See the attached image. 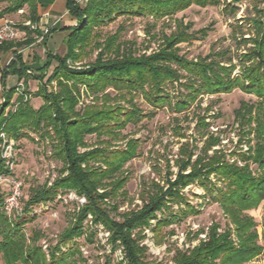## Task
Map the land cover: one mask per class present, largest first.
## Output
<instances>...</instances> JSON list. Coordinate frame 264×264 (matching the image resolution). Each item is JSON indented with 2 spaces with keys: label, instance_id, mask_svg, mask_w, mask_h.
<instances>
[{
  "label": "trees",
  "instance_id": "16d2710c",
  "mask_svg": "<svg viewBox=\"0 0 264 264\" xmlns=\"http://www.w3.org/2000/svg\"><path fill=\"white\" fill-rule=\"evenodd\" d=\"M6 1L10 4L0 11V17L18 11L31 0ZM241 1L88 0L81 5L77 0H67L69 12L77 23L70 27L71 32L65 39L67 52L64 55L48 53L46 63L29 72L22 55L15 51L16 55L1 80L6 86V77L16 74L25 87L23 93H18L17 85L4 89V101L0 104V143L3 142L2 133L8 140L6 145L11 139H33L31 133L44 140L50 138L54 157L62 160L63 166L52 185L45 184L31 190L20 215L7 213L6 196L0 187V254L5 264H89L82 255L80 244L74 242L86 232L83 221L88 214L92 215L95 224H103L111 233L110 241L114 245L119 241L128 264H158L145 258L146 246L139 243L144 237L143 228L156 218L157 211L169 209L170 203L188 204L182 190L195 183L205 189L211 202L221 205L234 224L235 232L231 228L219 232V224L214 223L207 240L189 252L176 253V264H261L254 260L264 256V245L258 242L255 217L248 211L258 208L264 201V0H256L263 5L256 4L253 16L248 18L251 28L237 31L240 33L239 45L245 47L237 55V62L228 50L210 52L197 59L182 54L180 43L198 38V32L206 33L205 29L192 31L193 23H185L183 19L174 18L175 29L162 33L157 49L150 53H137L133 42L121 41L119 31L108 35L101 43V33L97 31L121 15L151 16L159 21L171 19L193 4L201 7L222 5L224 13L235 16L238 7L233 2ZM22 28L30 34L27 26ZM32 41L33 38L28 37L26 43ZM12 46L9 40L3 41L0 51ZM94 46L100 50L93 62L80 67L68 63L69 60L82 61ZM237 68L239 71L235 73ZM31 78L39 81L34 93L43 99L39 108L32 105L29 97L28 81ZM53 81L57 90L51 87ZM175 82L187 92L172 93L170 87ZM80 85H86L95 94L94 103L86 105L83 110L77 109ZM109 88L115 94L107 91ZM235 88L256 96L255 101L242 100L240 107L235 109V122L240 127L239 142L241 144L245 139L248 149L244 151L240 147L231 151L236 157L228 159L223 148H214L220 145V137L209 133L206 136L204 132L201 136L206 138L201 147L183 142L175 160L178 167L176 178L172 179V173L168 171L167 188L153 183L144 206L124 213L123 221L116 220L111 213H116L119 205H109L106 199L119 194L127 196L125 184L129 177L123 175L122 170L135 156L138 142L129 140L126 149L113 147L114 142L121 140V129L129 123L136 124L152 116L135 103V95H142L153 108L169 107L181 112L197 100L200 104L201 95L229 93ZM12 105H16L15 109L7 110ZM205 110L209 112V108ZM207 117V114L196 115L197 128H208ZM176 132L181 138L187 137L180 127H176ZM90 134L97 136L94 147L80 151L79 147H89L86 136ZM6 162L0 149V173L11 174ZM253 165L257 166L255 170ZM65 189H74L85 195L87 203L75 221L60 234L59 242L52 247L47 258L38 243L42 233L34 231L29 243L24 228L35 218L31 214L35 205L53 200L60 190ZM188 207L190 212L196 211L193 206ZM170 222L168 219L159 220L156 230ZM233 233L238 242H235ZM87 236L89 241L93 240L92 233ZM69 243L71 246L64 250L62 247Z\"/></svg>",
  "mask_w": 264,
  "mask_h": 264
},
{
  "label": "rangeland",
  "instance_id": "374dc122",
  "mask_svg": "<svg viewBox=\"0 0 264 264\" xmlns=\"http://www.w3.org/2000/svg\"><path fill=\"white\" fill-rule=\"evenodd\" d=\"M233 3L238 7L235 16L224 13L222 5L201 7L196 4L176 13L171 19L165 18L159 21H155L151 16L127 17L121 15L98 28L97 31L101 33L99 41L102 43L108 35L119 31L121 41L133 42L132 46L137 50V53H150L157 49L162 33H170L175 29L174 18H178L183 19L185 23H193L192 31L206 30L205 34L198 32V38L180 43L182 54H185L189 59H197L199 56H205L210 52L228 50L229 55L234 56V62H237V55L245 49L244 45H239L237 38L240 33L238 34L237 31H245L251 28L248 18L253 16L256 4L260 6L263 4L256 2V0H243ZM25 25L31 27L28 24ZM20 44H24V42H20ZM34 48L36 54L42 55L44 53L43 43H38ZM99 50L98 47L94 46L82 61L73 62L69 60L68 63L80 67L83 64L93 62ZM238 71L237 68L235 73ZM181 73L186 74L184 71ZM30 81L28 86L31 95L29 97L32 101L35 98L34 93L38 90L39 82L35 79ZM182 81L184 80L182 79ZM20 83H23L25 87L24 82L21 81ZM51 87L53 90H57L58 86L55 81ZM170 89L175 95L178 94V91L187 92L176 82ZM107 91L115 94L111 88ZM16 96H14L13 101ZM77 96L79 98L78 110H83L86 105L94 103L95 94L86 85L79 86ZM242 100L255 101L256 96L246 94L241 89L235 88L229 93L201 95L200 104L197 100L188 109L175 112L169 107L153 108L142 95H135V103L144 110V113L151 112L152 116H148L136 124L129 123L121 129V140L114 142L113 147L120 149H126L128 141L131 139L137 140L138 145L135 156L127 161L122 170V174L129 177L125 184L127 196L119 194L113 199H106L109 205L113 203L119 205L118 211L112 212L111 215L116 220L123 221L124 213L144 206L153 183H159L167 188V173L168 171L171 172L170 177L176 178L178 167L175 160L178 157L180 145L185 141L201 147L208 133L219 136L221 143L214 148H223L228 159L236 157V155L231 154V151H236L240 147H243L244 151L247 150L248 146L245 139H243V143L240 144L239 142L240 127L235 122V109L240 107ZM34 104H37V100H34ZM15 107L16 105H12L7 110H14ZM206 108H209V112L205 110ZM199 113L201 115L207 114L206 121L210 123L208 128H197L196 115ZM176 127H180L187 137L177 136ZM203 132L206 134L204 137L201 136ZM31 136L33 139H11L6 145L5 142L8 140L5 134H1L3 142L0 143V149L7 159L6 163L12 173H0V187L7 200L12 193L13 185L16 182L21 183L19 207L22 210L24 200L28 199L31 190L45 184L52 185L63 166L62 160L54 157L50 138L44 140L35 133H31ZM96 140L95 134L86 136L89 147H79V150L85 151L92 146L94 147ZM256 167L253 165L254 170ZM214 177L212 174L211 178L214 179ZM182 193L188 204L170 203L169 209L163 208V210L157 211L156 218L151 219V224L143 228L144 237L139 240V243L146 246L145 258L148 261L158 264H176L174 260L176 253L178 251L189 252L201 241L207 240L210 227L214 223L219 224V232H223L227 228H231L235 232L234 224L229 215L220 204L209 200L210 195L199 184L188 185L182 190ZM86 203L85 195L79 194L74 189H65L60 190L53 200L43 201L35 205L31 213L35 218L24 228L27 242H31L34 231H40L42 237L38 243L42 245L47 258H49V252L59 242L60 234L71 225L72 221H75L78 212ZM188 205L193 206L197 212H190ZM21 209H18L19 212L7 213L15 216L20 215L22 214ZM248 213L255 217L258 242L264 245V201L258 208L249 210ZM161 219H168L171 222L156 230L157 223ZM83 225L86 232L75 238L74 242L80 244L82 255L89 264H107L108 259H110L109 264H128L123 247L119 245V241L115 245L110 241L111 233L103 224H95L92 215L88 214ZM89 233L93 234L92 241L88 240L87 235ZM233 238L235 242H238L235 233H233ZM69 246H71L70 243L62 248L66 250ZM257 261L264 264V256L260 255L255 258L254 262ZM0 264H5L1 254Z\"/></svg>",
  "mask_w": 264,
  "mask_h": 264
},
{
  "label": "crops",
  "instance_id": "0c3cea01",
  "mask_svg": "<svg viewBox=\"0 0 264 264\" xmlns=\"http://www.w3.org/2000/svg\"><path fill=\"white\" fill-rule=\"evenodd\" d=\"M77 1L79 4L85 5L88 0ZM9 4L6 0H0V11ZM27 21L34 24V27H28L30 34L22 28L23 23L25 25ZM6 22L15 23L23 30L24 34L18 39L9 40L14 46L0 51V104L4 101V89L15 86L20 81L23 82L16 74H9L6 77V86L1 80L10 60L16 55L15 51L22 55V61L28 67V71H34L46 63L48 53L64 55L67 52L65 39L71 32L70 27L74 26L77 20L70 14L67 0H31L18 11L6 13L0 17V25ZM28 37L33 38L31 43H26ZM20 42H25V44L21 45ZM38 43H43L44 53L42 55L34 52V46ZM31 79H29L28 85ZM34 97L31 103L35 108H39L43 104V99L40 96ZM34 100H37V104H34Z\"/></svg>",
  "mask_w": 264,
  "mask_h": 264
},
{
  "label": "built area",
  "instance_id": "2783aa9c",
  "mask_svg": "<svg viewBox=\"0 0 264 264\" xmlns=\"http://www.w3.org/2000/svg\"><path fill=\"white\" fill-rule=\"evenodd\" d=\"M31 27H34L31 22H26ZM31 24V25H30ZM24 34L23 30L20 29L15 23L13 22H6L5 24L0 25V44L3 41L13 40L16 38L21 37ZM18 93H23L24 85L23 83H18ZM21 196V183L16 182L12 187V193L7 198L5 203V210L12 214L14 211H18L21 209L19 207V198ZM22 211V209H21ZM19 212V211H18Z\"/></svg>",
  "mask_w": 264,
  "mask_h": 264
}]
</instances>
